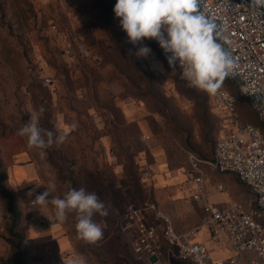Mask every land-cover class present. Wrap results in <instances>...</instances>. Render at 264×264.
Here are the masks:
<instances>
[{
  "label": "rangeland",
  "instance_id": "rangeland-1",
  "mask_svg": "<svg viewBox=\"0 0 264 264\" xmlns=\"http://www.w3.org/2000/svg\"><path fill=\"white\" fill-rule=\"evenodd\" d=\"M116 0H0V162L6 187L22 212L25 260L30 264H152L132 249L126 230L129 207L155 202L178 233L202 228V200L189 188L188 152L205 160L229 124L207 93L189 87L177 67H169L155 40L152 52L138 57L141 45L127 43L113 12ZM133 54V55H132ZM237 112L246 125L264 129L248 98L231 86ZM43 107L40 126L66 139L44 150L29 148L16 134ZM78 127L72 130L70 125ZM230 128V127H229ZM56 166V167H55ZM210 201L250 202L252 193L233 174L205 167ZM164 181L171 184L162 185ZM72 188L95 192L108 206L103 239H77V213L61 222L51 205L33 204L47 189L48 199ZM222 188V190H221ZM9 214L0 199V264H15L8 242ZM50 231L40 240L35 227ZM66 236L70 248L58 246ZM206 231L197 235L203 240ZM233 253L228 244L217 256ZM155 264H181L159 243Z\"/></svg>",
  "mask_w": 264,
  "mask_h": 264
},
{
  "label": "built area",
  "instance_id": "built-area-1",
  "mask_svg": "<svg viewBox=\"0 0 264 264\" xmlns=\"http://www.w3.org/2000/svg\"><path fill=\"white\" fill-rule=\"evenodd\" d=\"M199 11L216 24L218 42L234 61L226 79L235 82L239 93L264 118V15L254 14L250 0H199ZM176 66L189 86L183 69ZM212 100L218 110L229 116L230 126L220 134L212 159L203 160L188 152L189 188L193 199L203 201L202 228L178 233L155 203L127 210L125 229L135 234L132 249L150 263L164 241L169 258L181 264H264V134L241 121L235 96L223 86ZM203 166L236 175L251 191V201L234 200L223 206L210 201ZM203 229L206 242L197 240ZM225 244L232 249V255L217 256Z\"/></svg>",
  "mask_w": 264,
  "mask_h": 264
},
{
  "label": "clouds",
  "instance_id": "clouds-1",
  "mask_svg": "<svg viewBox=\"0 0 264 264\" xmlns=\"http://www.w3.org/2000/svg\"><path fill=\"white\" fill-rule=\"evenodd\" d=\"M255 15H264V0H250ZM122 30L127 34V43L141 45L136 52L138 57L151 54L144 40H155L165 54L169 67L177 64L183 69V77L190 87L210 96H215L224 80L230 76L234 61L218 42L219 32L216 24L199 11V0H116L113 8ZM40 107L31 115L16 134L27 138L29 148L44 150L54 143L65 141L64 132L54 133L40 126ZM75 130L78 125H70ZM47 189L34 201L37 205H51L56 218L63 222L70 213H77L75 225L77 239L95 244L103 239L105 225L94 222L92 217L99 214L106 217L108 206L95 192L84 188H72L63 198L52 195ZM70 264H86L82 256L74 258Z\"/></svg>",
  "mask_w": 264,
  "mask_h": 264
},
{
  "label": "trees",
  "instance_id": "trees-1",
  "mask_svg": "<svg viewBox=\"0 0 264 264\" xmlns=\"http://www.w3.org/2000/svg\"><path fill=\"white\" fill-rule=\"evenodd\" d=\"M109 22L115 23L117 25V27H120L119 19H115V20L109 19ZM222 86L227 90H228V86H231V87H234L238 91V89L236 88L235 82L233 80L225 79ZM194 89H196V88H194ZM238 93H239V91H238ZM244 97H246V96H244ZM211 98H212V96H211ZM250 103H251V101H250ZM256 124L260 125V127H262L264 129V123L262 121H260L259 119L256 121ZM258 129H260V128H258ZM189 152L195 154L198 158L202 159L196 153H194L192 151H189ZM203 160H205V159H203ZM6 179H7L6 175L1 171V162H0V199L3 202V204L5 205V208L9 214V217H10L7 231L9 233V235L11 236V239H9L8 242L16 250L15 264H30L25 260L26 249H25V244H24V234L22 231H20L18 229L20 224H21L22 212L18 208L14 194L5 185ZM152 203H155V202H152ZM155 204H157V203H155Z\"/></svg>",
  "mask_w": 264,
  "mask_h": 264
},
{
  "label": "crops",
  "instance_id": "crops-1",
  "mask_svg": "<svg viewBox=\"0 0 264 264\" xmlns=\"http://www.w3.org/2000/svg\"><path fill=\"white\" fill-rule=\"evenodd\" d=\"M187 158H188V155H187ZM205 167H207V166H203V171H204V169H205ZM209 168V167H208ZM217 172V171H216ZM204 173H205V171H204ZM219 173V172H218ZM220 174H226V173H220ZM227 174H232V173H227ZM234 175V174H233ZM236 176V175H235ZM238 179V178H237ZM238 181H239V179H238ZM240 182V181H239ZM172 183V181H164L163 183H162V185H168V184H171ZM243 184V183H242ZM245 186V185H244ZM246 187V186H245ZM251 192V191H250ZM232 201H234V200H232ZM235 201H237V200H235ZM213 202V201H212ZM230 202V201H229ZM229 202H227L226 204H224V205H227ZM214 203H216V202H214ZM218 204V203H217ZM203 205V204H202ZM160 208V207H159ZM35 230V234H37L39 237H40V240H42V239H44V238H46L47 237V235L49 236V232L50 231H46L45 229H43V228H41V227H35L34 228ZM198 240V239H197ZM206 240H207V233H206V236H205V238H203V240H199V241H203V242H206ZM58 246H59V248L61 249V250H63V251H65V250H67L68 248H70V242H69V240H68V238L66 237V236H61L60 238H59V240H58ZM212 247V246H211ZM213 248V247H212ZM221 252V251H220ZM158 261H159V259H158Z\"/></svg>",
  "mask_w": 264,
  "mask_h": 264
},
{
  "label": "water",
  "instance_id": "water-1",
  "mask_svg": "<svg viewBox=\"0 0 264 264\" xmlns=\"http://www.w3.org/2000/svg\"><path fill=\"white\" fill-rule=\"evenodd\" d=\"M150 261H151L152 264L157 263V262H158V258H157V256H152V257L150 258Z\"/></svg>",
  "mask_w": 264,
  "mask_h": 264
}]
</instances>
